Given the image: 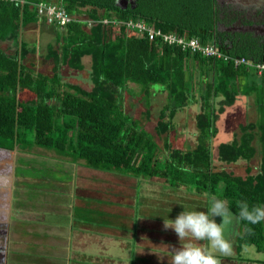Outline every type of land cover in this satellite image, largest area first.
I'll return each mask as SVG.
<instances>
[{"label":"trees","instance_id":"16d2710c","mask_svg":"<svg viewBox=\"0 0 264 264\" xmlns=\"http://www.w3.org/2000/svg\"><path fill=\"white\" fill-rule=\"evenodd\" d=\"M29 1H54L69 13L85 15L96 22L91 26L84 20L67 24L59 34V51L49 46L52 74L33 73L22 63L28 47L20 32L38 15L30 4L0 0V41L12 39L16 46L13 52L0 46V147L13 149L20 143H31L75 160L83 159L93 168L162 177L174 187L184 185L197 193L215 194L225 200L233 214L238 213L239 201H247L250 207L264 205L262 95L258 93L255 100L259 104L257 120L240 125V136L218 145V159L222 162L250 159L257 151L253 144L257 136L258 170L252 173L248 169V174L242 176L225 168L216 169L213 163L211 144L217 132L216 122L237 97L236 76L243 65L149 40L111 21L142 19L165 32L194 36L202 43L215 41L232 55L264 61V52L255 39H240L230 46V42L224 44L214 36L213 0H134L126 7L116 0ZM85 55L91 57L93 86L89 90L64 81L60 72L63 64L82 69ZM196 65H203L199 74ZM129 82L139 84L146 98L154 93V84L166 91L167 102L156 125L162 146L138 118L125 112L123 92ZM23 88L31 90L34 97L20 98ZM197 92L203 103L196 115V146H173L165 133L173 128L176 112L197 99ZM30 131L32 139L27 137ZM239 224L237 248L245 243L264 250V222Z\"/></svg>","mask_w":264,"mask_h":264},{"label":"crops","instance_id":"0c3cea01","mask_svg":"<svg viewBox=\"0 0 264 264\" xmlns=\"http://www.w3.org/2000/svg\"><path fill=\"white\" fill-rule=\"evenodd\" d=\"M61 31L64 28L41 17L21 27L28 47L22 63L33 73H44L39 71L43 63L53 65L49 46L59 51ZM201 66L196 65L198 74ZM250 72L264 82V73L240 67L235 104L242 95L257 90L252 84L246 93L240 89ZM197 79L199 82L201 76ZM96 172L132 176V190L124 192L119 179L94 177ZM151 178L169 184L158 176L99 170L87 166L83 159L31 143L13 149L0 147V264H165L167 258L171 262L166 253L172 251L169 240L177 242V248L184 242L178 243L173 229L164 228V219L151 215L150 206L158 204L157 190L144 187ZM181 188V205L197 197L184 185L175 191ZM98 219L100 223L95 224Z\"/></svg>","mask_w":264,"mask_h":264},{"label":"rangeland","instance_id":"374dc122","mask_svg":"<svg viewBox=\"0 0 264 264\" xmlns=\"http://www.w3.org/2000/svg\"><path fill=\"white\" fill-rule=\"evenodd\" d=\"M62 32H60L61 34ZM21 40L25 41L22 34L20 33ZM57 44V43H56ZM0 46L7 52H13L16 48L15 43L12 39H4L0 41ZM90 63L91 57L88 56L84 58V67L82 69H75L69 67L67 64H63L60 72L64 81L78 83L85 89H91L93 83L90 79ZM39 71L44 72L45 74H52V67L50 63H43L40 65ZM197 70V67H196ZM38 71V70H37ZM246 81L240 86L242 92L246 93L250 91L249 87L251 84L257 90H252L249 95H242L241 99L235 104L227 105L225 110L219 115V118L216 122L217 132L215 137L212 139V156L213 163L216 169L225 168L226 170L233 172L237 175L245 176L248 174V169H251L250 172L254 173L258 170L260 164V153H259V145L257 141V136H255V140L253 144L257 148L255 155L250 159H238L234 162H222L218 159V145L222 141H230L234 139L236 136H240L242 130L240 125L246 123H254L257 120V104L256 97L260 94L262 95V101L264 103V82H261L260 78L257 77L256 73L250 72L249 75L246 76ZM249 85V86H247ZM153 88L155 89L154 93L151 94L148 98L141 91L140 85L137 83L129 82L126 90L123 92V108L126 113L132 115L135 118H138L142 124V126L153 134L155 141L158 142L160 146L163 145L162 135H158L156 130L157 121L159 119L160 110L167 102V93L164 90H160L162 87L159 84H154ZM259 93V94H258ZM198 98L178 110L176 114L173 116V128L165 133L168 136L173 146L180 147L183 149L195 147L197 143V125H196V115L198 112L202 110V98L201 94L197 95ZM19 97L23 99H29L34 97V93L27 88H23L19 91ZM147 101L149 105L147 106ZM256 130V129H255ZM164 136V135H163ZM29 139L33 138V133L30 131L27 135ZM5 145L8 146L7 140H5ZM19 145L27 146L28 144L20 143ZM100 170V169H99ZM108 176L113 182H123L124 192L128 190H132V185L134 183V178L128 175H112L102 172L94 173V177H102L105 178ZM165 181L160 178H151L150 182L148 180L145 181L144 187L146 191L151 186L157 190V199L156 202L162 205H151L149 210H151V215L162 219H175L176 216L184 211V210H197L203 211L207 210L209 199L208 192L197 193L195 199H189L186 207V203L181 205L183 202L182 192L184 188L179 189L177 192L175 191V187L168 184L164 185ZM122 184V183H121ZM100 186L102 188L103 184L100 182ZM149 186V187H148ZM143 188V187H142ZM191 192V191H190ZM209 196H212L210 194ZM134 197H137L135 195ZM152 197H156L153 196ZM191 197V196H190ZM189 197V198H190ZM219 198L218 196H216ZM220 199V198H219ZM95 202H100L99 199H95ZM137 198H135V202ZM225 201V200H223ZM167 204L168 206L164 205ZM144 210V209H143ZM141 212H145V211ZM217 223L222 222V217L215 216L213 217ZM95 224L100 223V220H96ZM241 231V227L239 222H234L231 226L230 230L226 232V236L231 242L232 245V254L227 257H221L222 264H264V250H258L254 244H245L242 243L240 248L238 247L237 238ZM161 239H158V241ZM172 244L170 250L166 251L170 258H172V254L174 248H177V242L173 240H169ZM180 243V240L178 241ZM201 244L206 242H199ZM160 251L162 248L158 246ZM155 260V259H154ZM168 261V262H167ZM165 264H171L169 258H167ZM156 263V262H155ZM153 263V264H155ZM149 264V263H146ZM164 264V263H162Z\"/></svg>","mask_w":264,"mask_h":264},{"label":"clouds","instance_id":"9594fccd","mask_svg":"<svg viewBox=\"0 0 264 264\" xmlns=\"http://www.w3.org/2000/svg\"><path fill=\"white\" fill-rule=\"evenodd\" d=\"M238 213L233 214L225 201L210 197L207 211L184 210L175 219H164V228L173 229L181 247L174 248L171 264H222L221 257L232 254V245L226 232L234 222L250 225L264 222V205L249 206L239 201ZM222 217L217 223L213 218ZM206 242V243H199Z\"/></svg>","mask_w":264,"mask_h":264},{"label":"built area","instance_id":"2783aa9c","mask_svg":"<svg viewBox=\"0 0 264 264\" xmlns=\"http://www.w3.org/2000/svg\"><path fill=\"white\" fill-rule=\"evenodd\" d=\"M18 2L20 4H30L35 9L38 17L43 18L46 22L56 24L60 28H65L67 24L75 20H84L87 26H91L96 20L83 16H76L69 13L64 6L54 1H37L29 0H7ZM107 21V20H105ZM115 26L123 25L128 31L145 35L149 40L159 43H167L179 47L181 50L198 52L204 56L214 59H221L225 62H232L235 66L243 65L247 68L255 70L257 73H264V61H256L250 57L232 55L224 50L215 41L202 43L197 37H186L175 31H163L154 25L147 23L142 19L128 20H111Z\"/></svg>","mask_w":264,"mask_h":264},{"label":"flooded vegetation","instance_id":"af4514ba","mask_svg":"<svg viewBox=\"0 0 264 264\" xmlns=\"http://www.w3.org/2000/svg\"><path fill=\"white\" fill-rule=\"evenodd\" d=\"M213 1L216 20L214 36L224 44L230 42V46L240 39H255L258 48L264 52V0ZM119 2L126 7L134 0Z\"/></svg>","mask_w":264,"mask_h":264},{"label":"water","instance_id":"95a60500","mask_svg":"<svg viewBox=\"0 0 264 264\" xmlns=\"http://www.w3.org/2000/svg\"><path fill=\"white\" fill-rule=\"evenodd\" d=\"M117 4L120 5V6H123L122 3L119 2V0H118Z\"/></svg>","mask_w":264,"mask_h":264}]
</instances>
